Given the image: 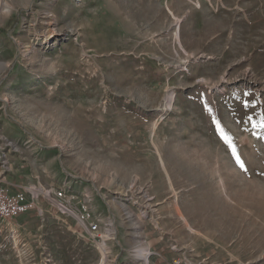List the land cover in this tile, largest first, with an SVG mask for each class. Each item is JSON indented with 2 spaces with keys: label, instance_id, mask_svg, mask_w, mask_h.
<instances>
[{
  "label": "rangeland",
  "instance_id": "obj_1",
  "mask_svg": "<svg viewBox=\"0 0 264 264\" xmlns=\"http://www.w3.org/2000/svg\"><path fill=\"white\" fill-rule=\"evenodd\" d=\"M0 5V175L104 238L44 204L0 264H264V0Z\"/></svg>",
  "mask_w": 264,
  "mask_h": 264
},
{
  "label": "built area",
  "instance_id": "obj_2",
  "mask_svg": "<svg viewBox=\"0 0 264 264\" xmlns=\"http://www.w3.org/2000/svg\"><path fill=\"white\" fill-rule=\"evenodd\" d=\"M75 199L76 196L70 194L66 188L55 186L45 188L41 184L27 186L11 184L6 180V177L0 175L1 219L16 220L31 210H37L40 214H44L45 204V206H54L58 211L76 219L79 226L92 238L103 240L96 216L87 202L84 200L75 201ZM174 264H181V261L175 260Z\"/></svg>",
  "mask_w": 264,
  "mask_h": 264
},
{
  "label": "crops",
  "instance_id": "obj_3",
  "mask_svg": "<svg viewBox=\"0 0 264 264\" xmlns=\"http://www.w3.org/2000/svg\"><path fill=\"white\" fill-rule=\"evenodd\" d=\"M153 253L156 254L157 252H153ZM156 255L157 257H152V264H174L175 260H170V258H168L166 255H162L161 253L159 254V252ZM149 264H150V260H149Z\"/></svg>",
  "mask_w": 264,
  "mask_h": 264
},
{
  "label": "bare ground",
  "instance_id": "obj_4",
  "mask_svg": "<svg viewBox=\"0 0 264 264\" xmlns=\"http://www.w3.org/2000/svg\"><path fill=\"white\" fill-rule=\"evenodd\" d=\"M1 3H3V2H1ZM1 6V5H0ZM100 244H102V243H100ZM148 254L149 253H146L143 249H141L140 251H139V253H138V255L140 256V257H142L145 261H147V259H148Z\"/></svg>",
  "mask_w": 264,
  "mask_h": 264
}]
</instances>
